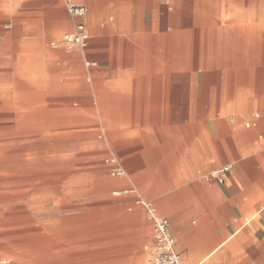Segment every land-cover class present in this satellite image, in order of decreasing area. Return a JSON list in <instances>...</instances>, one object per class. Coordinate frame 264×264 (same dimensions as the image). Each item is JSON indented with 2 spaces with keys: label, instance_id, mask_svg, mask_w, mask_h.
Instances as JSON below:
<instances>
[{
  "label": "crops",
  "instance_id": "obj_1",
  "mask_svg": "<svg viewBox=\"0 0 264 264\" xmlns=\"http://www.w3.org/2000/svg\"><path fill=\"white\" fill-rule=\"evenodd\" d=\"M76 1L87 9L84 51L50 47L74 26L63 0H0V37L7 7L12 39L4 55L0 39V107H9V128H60L71 120L77 128L97 126L104 165L109 171L111 150L125 171H109L111 195L128 198V209L140 205L136 194L115 192L134 186L152 197L183 264H264V55L247 61L239 37V28L256 26L264 6ZM51 138L40 137L47 146ZM225 165L220 182L210 172ZM121 249L115 238L101 264H122Z\"/></svg>",
  "mask_w": 264,
  "mask_h": 264
},
{
  "label": "rangeland",
  "instance_id": "obj_2",
  "mask_svg": "<svg viewBox=\"0 0 264 264\" xmlns=\"http://www.w3.org/2000/svg\"><path fill=\"white\" fill-rule=\"evenodd\" d=\"M257 6H264V0H257ZM8 11L2 7L3 55L12 47ZM254 23L239 28L247 61L264 55V15ZM223 30L221 36L231 42L232 32ZM66 32L56 36L57 47H50L65 49ZM248 47L256 52L249 55ZM1 63L7 67L8 58L2 56ZM8 108L0 107V264H101L102 249L115 238L122 244V264H142L144 246L153 242L151 221L140 205L128 209V198L111 195L115 178L103 163L106 144L99 128L88 122L77 128L71 120L60 128L10 129ZM44 134L62 136L59 141L52 137L47 146L40 139ZM24 138L30 139L20 142Z\"/></svg>",
  "mask_w": 264,
  "mask_h": 264
},
{
  "label": "built area",
  "instance_id": "obj_3",
  "mask_svg": "<svg viewBox=\"0 0 264 264\" xmlns=\"http://www.w3.org/2000/svg\"><path fill=\"white\" fill-rule=\"evenodd\" d=\"M68 14L74 20V26L71 31L63 34L62 42L67 51L80 50L84 51L88 46L90 33L85 23L87 14L86 7L76 0H63ZM54 47L59 45L58 42L51 44ZM90 65V62H86ZM104 162L110 166L109 171L114 176H124L125 171L120 165L117 156L109 150ZM230 169V165L221 166L213 169L210 174L215 176L218 181H223V174ZM131 191L136 194V202L143 206L146 217L152 224V244L146 245L145 259L142 264H183L180 254L175 249L174 237L170 232L169 221L166 217L157 212L153 202L144 198L138 193L136 187L129 190L117 191L116 194Z\"/></svg>",
  "mask_w": 264,
  "mask_h": 264
}]
</instances>
